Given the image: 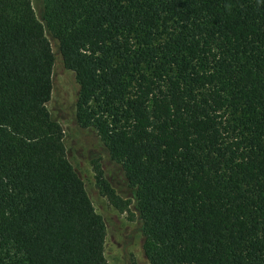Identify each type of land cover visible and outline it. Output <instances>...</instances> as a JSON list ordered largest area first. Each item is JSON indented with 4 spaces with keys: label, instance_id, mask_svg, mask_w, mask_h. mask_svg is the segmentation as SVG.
Segmentation results:
<instances>
[{
    "label": "trees",
    "instance_id": "1",
    "mask_svg": "<svg viewBox=\"0 0 264 264\" xmlns=\"http://www.w3.org/2000/svg\"><path fill=\"white\" fill-rule=\"evenodd\" d=\"M45 30L76 123L134 192L148 264H264V0H44L43 23L31 0H0V264H108L46 109Z\"/></svg>",
    "mask_w": 264,
    "mask_h": 264
},
{
    "label": "rangeland",
    "instance_id": "2",
    "mask_svg": "<svg viewBox=\"0 0 264 264\" xmlns=\"http://www.w3.org/2000/svg\"><path fill=\"white\" fill-rule=\"evenodd\" d=\"M43 1L31 0L37 20L43 23ZM54 58L52 94L46 105L51 119L63 131L66 157L85 186L97 214L105 224L104 256L108 264H148L142 252L144 240L136 198L118 167L109 157L96 133L81 129L75 120L78 86L73 74L63 66L57 41L45 30ZM100 168L104 180L128 209L119 212L111 207L95 185L92 162Z\"/></svg>",
    "mask_w": 264,
    "mask_h": 264
}]
</instances>
